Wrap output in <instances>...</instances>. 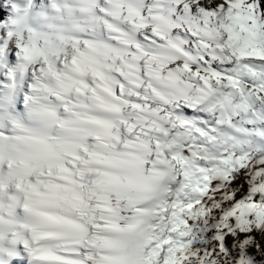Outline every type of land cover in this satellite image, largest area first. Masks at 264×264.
I'll return each instance as SVG.
<instances>
[{"label": "clouds", "instance_id": "clouds-1", "mask_svg": "<svg viewBox=\"0 0 264 264\" xmlns=\"http://www.w3.org/2000/svg\"><path fill=\"white\" fill-rule=\"evenodd\" d=\"M0 264H264V0H0Z\"/></svg>", "mask_w": 264, "mask_h": 264}, {"label": "snow or ice", "instance_id": "snow-or-ice-1", "mask_svg": "<svg viewBox=\"0 0 264 264\" xmlns=\"http://www.w3.org/2000/svg\"><path fill=\"white\" fill-rule=\"evenodd\" d=\"M230 239H231V237L226 238V243H227V241L230 240Z\"/></svg>", "mask_w": 264, "mask_h": 264}]
</instances>
